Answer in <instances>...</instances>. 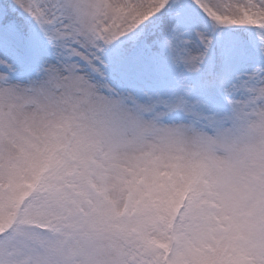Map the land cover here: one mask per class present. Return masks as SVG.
Returning <instances> with one entry per match:
<instances>
[{
    "label": "rangeland",
    "instance_id": "374dc122",
    "mask_svg": "<svg viewBox=\"0 0 264 264\" xmlns=\"http://www.w3.org/2000/svg\"><path fill=\"white\" fill-rule=\"evenodd\" d=\"M6 1L0 264H264V0Z\"/></svg>",
    "mask_w": 264,
    "mask_h": 264
},
{
    "label": "trees",
    "instance_id": "16d2710c",
    "mask_svg": "<svg viewBox=\"0 0 264 264\" xmlns=\"http://www.w3.org/2000/svg\"><path fill=\"white\" fill-rule=\"evenodd\" d=\"M0 3L5 7V9L7 11V12L6 11L5 12L9 14L7 16H6V14H4L3 18L0 21V28L7 27L9 23H13L19 29V31L22 33L23 36L26 35L25 33H26L27 28L24 27V25H23L24 22L21 20V17L18 16L17 13L14 14L7 9L9 7V5H8V2L6 0H1ZM172 26H173V23H171V21H169L165 15H162L160 18V22H159V28H161L160 33L156 34L154 37L153 36H145L144 38H142L141 36H139L135 40H129L128 42H126L127 46H125V48L123 49L124 51H122V52L123 53L127 52L129 49L136 47L139 44V42H142L145 44V47L143 49H146L148 52L155 55L160 44H162L165 40L171 39V36H172V29L171 28H172ZM241 34H243V33H241ZM25 37H27V36H25ZM25 37H23L22 39H25ZM241 37H245V36H241ZM125 60L126 59H124V62L127 63ZM217 60L219 62L214 64V68H215L214 72L216 74L219 72L222 57H218ZM127 64L131 65V63L130 64L127 63Z\"/></svg>",
    "mask_w": 264,
    "mask_h": 264
}]
</instances>
